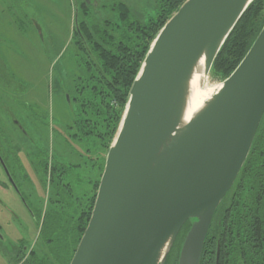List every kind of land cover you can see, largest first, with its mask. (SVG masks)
Returning <instances> with one entry per match:
<instances>
[{
	"label": "water",
	"instance_id": "1",
	"mask_svg": "<svg viewBox=\"0 0 264 264\" xmlns=\"http://www.w3.org/2000/svg\"><path fill=\"white\" fill-rule=\"evenodd\" d=\"M252 2L185 0L159 31L131 86L69 264H164L187 222L178 264H200L264 115V26L219 91L181 126L188 82L202 56L210 73ZM75 26L79 31L78 7Z\"/></svg>",
	"mask_w": 264,
	"mask_h": 264
},
{
	"label": "trees",
	"instance_id": "2",
	"mask_svg": "<svg viewBox=\"0 0 264 264\" xmlns=\"http://www.w3.org/2000/svg\"><path fill=\"white\" fill-rule=\"evenodd\" d=\"M155 1V14L146 21L138 19L122 1L102 4V8L113 14L103 21H95L91 8L96 4L90 0L79 3V31L75 28L74 42L92 74L77 87L79 96L75 100L82 115L78 121L84 123V131L74 135L79 140L82 136L94 137L92 142L97 152L86 156V151H81V159L85 157L83 163L47 168L49 183L54 186L51 201L57 210H52L49 221L47 215L42 220V230L48 232L40 246L44 253L37 255V250L32 249L27 254L20 246L16 264L70 263L90 220L106 155L119 130L131 86L155 37L185 2ZM263 26L264 0H253L223 44L212 65V73L223 80L229 77ZM100 148L104 155L98 152ZM74 167H84L77 173L76 194L70 183H63V175ZM62 194L66 196L60 198ZM189 227L190 222L183 226L164 264H178ZM200 264H264V115L250 153L216 211Z\"/></svg>",
	"mask_w": 264,
	"mask_h": 264
},
{
	"label": "rangeland",
	"instance_id": "3",
	"mask_svg": "<svg viewBox=\"0 0 264 264\" xmlns=\"http://www.w3.org/2000/svg\"><path fill=\"white\" fill-rule=\"evenodd\" d=\"M81 1L0 0V149L36 214L34 219L0 168V264H16L20 246H27V254L32 249L44 253L40 246L48 232L42 220L47 215L49 221L55 209L48 169L83 163L81 151L86 156L97 152L94 137L74 135L84 131L77 87L92 74L74 42ZM115 1L126 3L143 21L156 11L155 0H90L99 5L92 6V18L111 16L102 4ZM223 81L210 71L207 85L216 88ZM98 152L104 155L101 148ZM82 168L63 175L75 194Z\"/></svg>",
	"mask_w": 264,
	"mask_h": 264
},
{
	"label": "bare ground",
	"instance_id": "4",
	"mask_svg": "<svg viewBox=\"0 0 264 264\" xmlns=\"http://www.w3.org/2000/svg\"><path fill=\"white\" fill-rule=\"evenodd\" d=\"M209 74L205 72V56H202L193 69L188 82L187 100L181 118V126H185L199 113L211 97L219 91L221 84L216 88L208 87ZM166 251V250H165Z\"/></svg>",
	"mask_w": 264,
	"mask_h": 264
},
{
	"label": "flooded vegetation",
	"instance_id": "5",
	"mask_svg": "<svg viewBox=\"0 0 264 264\" xmlns=\"http://www.w3.org/2000/svg\"><path fill=\"white\" fill-rule=\"evenodd\" d=\"M3 162V163H2ZM5 167H4V165ZM0 168L1 170H3L5 176L7 177L9 183L11 184L10 180H9V177L6 173V170L8 171L9 173V176L11 177L13 184H11L12 188L15 190V192L21 197L23 203L25 204V206L27 207L29 213H31V216L34 217V219L36 218V214L34 212V208L31 206V204L29 203V200H28V195H26L25 193L22 192L20 186L16 183V181L14 180V177H13V173L11 172V169L9 168L8 166V163L6 161V159L4 158L3 156V151L0 149ZM6 169V170H5ZM27 246L24 245L23 249L26 250Z\"/></svg>",
	"mask_w": 264,
	"mask_h": 264
}]
</instances>
